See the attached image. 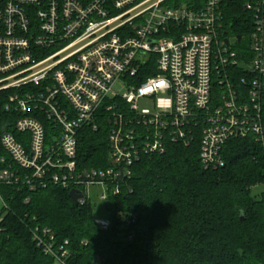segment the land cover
Returning a JSON list of instances; mask_svg holds the SVG:
<instances>
[{
  "label": "built area",
  "instance_id": "obj_1",
  "mask_svg": "<svg viewBox=\"0 0 264 264\" xmlns=\"http://www.w3.org/2000/svg\"><path fill=\"white\" fill-rule=\"evenodd\" d=\"M220 2L203 0L189 8L171 0H0V91L35 89L17 92L4 107L18 114L13 129L24 137L1 134L0 145L16 169H0V183L45 186L49 178L79 191L80 205L89 203L88 186L102 185L106 203L108 193L120 194L139 150L163 153L165 136L187 142L186 129L197 124V114L204 170L223 166L222 148L233 137H254L264 154V0L246 7L255 25L246 100L237 102L224 84L211 108L213 75L234 63L230 42L220 33ZM159 94L168 99L157 100L154 113L138 110L140 99ZM115 100L128 108L129 117L116 109ZM30 112L42 113L58 129L54 144H45L44 126ZM98 114L109 123L111 166L76 174L77 131L84 125L96 129ZM94 224L106 230L109 220ZM33 240L65 264L66 252L54 253L47 230L36 229Z\"/></svg>",
  "mask_w": 264,
  "mask_h": 264
},
{
  "label": "trees",
  "instance_id": "obj_2",
  "mask_svg": "<svg viewBox=\"0 0 264 264\" xmlns=\"http://www.w3.org/2000/svg\"><path fill=\"white\" fill-rule=\"evenodd\" d=\"M258 2H220V33L233 42L234 63L213 75L211 108L219 102L224 84L237 102L246 100L251 78L247 66L253 57L250 37L255 31L254 13L246 7ZM171 3L192 8L203 0ZM32 88L0 91V136L9 132L18 140L24 137L13 129L18 114L4 107L12 104L14 94ZM114 102L124 118L129 117L123 102ZM27 115L43 124L45 144H54L59 132L54 124L42 113ZM200 116L186 129L187 142L165 136L163 153L139 150V158L129 167L130 176L119 184L120 194L108 193L106 230L94 224L89 203L74 205L70 189L49 178L45 186L36 181L0 183V264H58L33 240L36 229L53 236L51 248L58 256L59 248L66 252L65 264H264L262 148L252 136L230 138L222 148L223 166L204 170L199 160ZM94 123L96 129L84 125L77 131L76 174L111 166L109 123L100 114ZM2 158L0 169H16L0 145ZM111 188L108 183L107 189Z\"/></svg>",
  "mask_w": 264,
  "mask_h": 264
},
{
  "label": "rangeland",
  "instance_id": "obj_3",
  "mask_svg": "<svg viewBox=\"0 0 264 264\" xmlns=\"http://www.w3.org/2000/svg\"><path fill=\"white\" fill-rule=\"evenodd\" d=\"M230 43H233L230 41ZM263 46H264V33H263ZM264 48V47H263ZM119 90V87H117ZM125 91L121 90V94H123ZM168 99V96L165 94H159L156 98H143L140 99L137 105L138 110H148L151 113L155 112V104L157 100L166 101ZM105 188L102 185H94V186H88L86 188V194L89 199V204L91 205L93 212V218H107L108 212L106 210V205L103 200H101V196L105 194ZM2 209V201L0 199V210Z\"/></svg>",
  "mask_w": 264,
  "mask_h": 264
},
{
  "label": "water",
  "instance_id": "obj_4",
  "mask_svg": "<svg viewBox=\"0 0 264 264\" xmlns=\"http://www.w3.org/2000/svg\"><path fill=\"white\" fill-rule=\"evenodd\" d=\"M239 41V38H238ZM225 46L228 45L227 40L224 41ZM68 196L74 205H77L78 200L82 197L80 192L77 190H70Z\"/></svg>",
  "mask_w": 264,
  "mask_h": 264
}]
</instances>
